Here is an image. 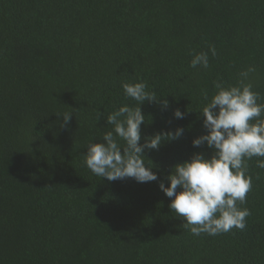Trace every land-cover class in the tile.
<instances>
[{"label": "trees", "instance_id": "trees-1", "mask_svg": "<svg viewBox=\"0 0 264 264\" xmlns=\"http://www.w3.org/2000/svg\"><path fill=\"white\" fill-rule=\"evenodd\" d=\"M199 52L208 68L190 66ZM249 66L264 98V0H0V264H264V158L247 162L244 230L193 235L159 187L212 154L192 144L200 111ZM139 81L169 102L141 105L140 143L184 132L145 151L156 181H108L83 155L112 111L136 104L122 84Z\"/></svg>", "mask_w": 264, "mask_h": 264}, {"label": "clouds", "instance_id": "clouds-1", "mask_svg": "<svg viewBox=\"0 0 264 264\" xmlns=\"http://www.w3.org/2000/svg\"><path fill=\"white\" fill-rule=\"evenodd\" d=\"M209 51L216 55L214 46L210 45ZM190 66L208 68V52L196 53ZM255 71L253 66L241 71L235 85L215 83L217 91L200 111L206 132L192 140L194 147L206 144L212 154L206 157L202 152L193 153L190 159L172 166L166 177L167 186L163 181L159 184L171 198L169 208L183 218V225L193 235L216 236L247 226L246 218L251 212L239 206L246 202L252 189L247 162L253 157L264 158V102H260L264 98L253 90L249 79ZM122 88L136 104H124L106 117L111 127L102 133L103 142L88 143L84 163L94 175L108 181L127 178L138 183L156 181L155 165L145 151L157 150L165 140L180 138L184 129L157 132L140 143L141 125L146 122L141 105L148 101L166 108L169 102L149 92L144 81L125 82ZM173 114L183 119L185 113L177 108ZM62 116L65 124L71 119V113ZM257 167L264 168V159L257 160Z\"/></svg>", "mask_w": 264, "mask_h": 264}]
</instances>
